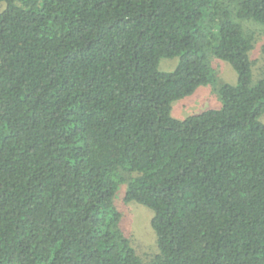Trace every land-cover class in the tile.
I'll use <instances>...</instances> for the list:
<instances>
[{"label": "trees", "instance_id": "obj_1", "mask_svg": "<svg viewBox=\"0 0 264 264\" xmlns=\"http://www.w3.org/2000/svg\"><path fill=\"white\" fill-rule=\"evenodd\" d=\"M0 264H264V0H0ZM179 58L171 73L162 59ZM237 85L179 120L174 102ZM153 212L144 262L117 195Z\"/></svg>", "mask_w": 264, "mask_h": 264}, {"label": "rangeland", "instance_id": "obj_2", "mask_svg": "<svg viewBox=\"0 0 264 264\" xmlns=\"http://www.w3.org/2000/svg\"><path fill=\"white\" fill-rule=\"evenodd\" d=\"M0 4V10L4 8ZM246 34L254 36V48L250 59L254 62L252 68L253 83L264 78V28L256 23L245 21L241 23ZM179 58L162 59L159 70L164 73L175 71ZM211 68L216 76L213 84L200 87L193 95L180 99L172 105V116L185 120L189 116L208 110H218L222 107L220 88L224 84L237 85L238 74L233 67L216 58H211ZM260 121L264 124V115ZM127 187L121 186L118 197V209L123 215L122 228L130 238L137 255L144 261H151L158 254L157 236L151 226L153 212L140 204L125 202Z\"/></svg>", "mask_w": 264, "mask_h": 264}]
</instances>
